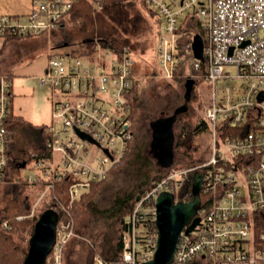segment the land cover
I'll return each mask as SVG.
<instances>
[{
  "label": "built area",
  "instance_id": "2783aa9c",
  "mask_svg": "<svg viewBox=\"0 0 264 264\" xmlns=\"http://www.w3.org/2000/svg\"><path fill=\"white\" fill-rule=\"evenodd\" d=\"M141 1L162 24L158 57L164 75L173 78L179 66L189 63L190 78L209 88L204 116L210 149L202 163L183 169L173 164L161 171V178L137 199L123 235L122 259L109 262L97 256L95 264L152 260L159 195L171 192L177 202L176 194L197 173L202 176L203 201L195 216L200 222L188 235L182 233L170 264H264V0ZM72 7L73 0H34L33 12L24 18L0 16V38L51 35ZM197 35L203 40L202 60L193 50ZM88 52L74 55L53 46L38 76L51 92L52 122L43 127L44 152L31 151L22 168L34 173L19 178L44 184L35 206L50 197L57 213L55 207L62 205L54 194L57 185H65L68 203H63L75 204L94 183L107 180L134 139L128 99L137 83L133 51L116 52L96 39ZM12 88L13 78L1 74L2 186L17 180L7 124L13 116ZM73 224L59 222L46 264H64L65 246L76 235Z\"/></svg>",
  "mask_w": 264,
  "mask_h": 264
},
{
  "label": "rangeland",
  "instance_id": "374dc122",
  "mask_svg": "<svg viewBox=\"0 0 264 264\" xmlns=\"http://www.w3.org/2000/svg\"><path fill=\"white\" fill-rule=\"evenodd\" d=\"M141 0H135V7L130 13V17L134 19L132 23H126L130 30L129 35L123 33L121 30L119 33L124 35L133 51V55L137 60L135 74L137 75L136 99L135 110L136 118L134 122V139L131 144V150L127 156L125 162L121 163L116 171H111L106 181L108 184H114L113 190L129 191L132 190L137 183V177L135 176L136 162L140 160L141 154L147 156L159 167L161 171L166 170V167L156 165L157 149L152 141L151 123L158 119L162 113L166 115H173L176 109L183 106L185 102V83L186 80L192 77L190 64H183L177 70L172 77L164 75V71L161 68L160 60L158 57V45L160 33L162 31V24L156 13L148 5H144ZM101 9V8H100ZM74 24L67 21L65 32L73 31ZM118 28L120 27L117 25ZM74 33V31H73ZM74 37L82 38L78 33L73 34ZM41 37L47 38L49 42V49L59 42L60 37L54 36V32L45 34ZM43 49L33 56L26 55V57H17L16 60H12L14 65L13 89L16 95L14 99V109L17 115L22 120L17 121L13 125L12 141L17 142L16 148L12 149L14 156H25L28 159V154L24 153L29 146H39L43 144V138L39 132L40 125H48L52 122V105L50 101L51 92L46 86H41L39 80L36 78L41 73V67L47 60V54H41L44 51L47 53V45H39ZM41 49V47H39ZM62 50L71 52L73 54H79L85 52L86 49L83 45H69L63 47ZM28 53V52H27ZM24 54H21L23 56ZM31 64L28 69L27 64ZM22 71V72H20ZM176 73V72H175ZM6 74V73H1ZM0 74V75H1ZM36 75V77H34ZM26 76H29L26 78ZM16 77V78H15ZM210 101L209 88L204 85L203 81H198L195 85L192 100L188 103L189 110L185 114L194 115L195 122L200 124L202 120L207 122L204 114ZM184 114V115H185ZM179 123V122H178ZM175 127V133H180L179 125ZM12 125V124H11ZM207 125V124H206ZM208 126V125H207ZM200 131L195 136L196 144L199 148L198 156H206L210 149V138L208 128ZM20 150V151H19ZM95 151V150H93ZM188 165V160L175 152L174 166L176 169H183ZM33 169L29 167L22 170L24 177L32 175ZM155 175V173L153 174ZM65 187V185H63ZM45 189V188H44ZM44 189L38 192L35 204L40 196L43 194ZM7 190L10 187L7 185L2 186V192L0 193V209L5 205L6 199L9 194ZM61 192H56L59 196L62 205L55 207L63 213H66L69 217V209L74 206L66 205L63 202L68 203V197L65 194V189H60ZM49 202L53 204L50 197L45 198L40 204L33 205L29 219H35L39 216L40 211L44 206L43 202ZM79 202V201H78ZM77 203V202H76ZM64 204V205H63ZM71 220V218H70ZM73 228L76 232L75 237H72L64 250V264H85L86 245L90 243V238L96 232H102L106 230V217L103 219L95 216L90 211L81 212V219L78 225L75 220ZM68 223L69 221H63ZM30 238L26 235V243L28 245Z\"/></svg>",
  "mask_w": 264,
  "mask_h": 264
},
{
  "label": "trees",
  "instance_id": "16d2710c",
  "mask_svg": "<svg viewBox=\"0 0 264 264\" xmlns=\"http://www.w3.org/2000/svg\"><path fill=\"white\" fill-rule=\"evenodd\" d=\"M134 7L135 0H73V7L67 19L63 20L62 26L54 32L55 37L58 35L60 37L56 47L62 49L69 45H83L86 51L74 55H84L88 50L91 53L97 39L102 41L104 46L116 52H122L126 47L132 51L127 38L121 35L119 31L121 30L123 33L129 35L130 30L124 22L132 23L134 21L129 13ZM69 20L75 25L74 33H79L82 37L78 39L79 41L74 37L73 31L65 32L66 24ZM117 25L120 27L118 28ZM20 38L19 36L8 35L4 39L10 41ZM177 72L174 77H176ZM128 99L131 106L130 117L135 122V87L130 92ZM195 117L189 114L182 115L178 123L180 133L177 136L175 152L188 160V166L205 161V156H198L199 148L196 144L195 136L200 131L205 130L207 125L204 120L200 124L196 123ZM20 120L22 119L19 116L14 117V115L8 120L7 124H10L8 127L10 128L11 138L13 125ZM38 129L43 138V144L29 146L23 150L24 153L28 154V159L25 156L22 157V155L21 157L14 156L12 153L13 160L19 162H13L12 175L17 180L15 184L7 185V187H10V190H7L9 196L6 199L5 205L0 209V264H24L29 250V243L27 245L25 241L26 235L31 239L41 215L47 210L54 209L48 201H44L42 203L44 207L40 211L39 216L35 219H29L28 216L35 204L38 192L44 189L45 185L29 184L24 179L19 178L22 176L21 162H30V152L35 151L40 155L44 152L46 142V137L43 133L44 128L39 127ZM132 142L129 145L125 160L130 153ZM16 144L17 142L12 141V149L16 148ZM125 160L123 161L125 162ZM121 163L114 166L112 171H116L122 165ZM154 173L155 175H153ZM160 174L161 170L159 167H156L149 157L141 154L140 160L136 162L135 176L137 177V183L132 190L126 192L120 189L113 190L115 185L108 184L106 180L94 183L89 191L82 196L81 200L69 209L70 217L66 213L59 212V222L71 221L73 219L76 225L80 222L82 210L90 211L101 219L106 217L108 220L106 221V230L94 233L90 238V243L86 245L85 264H95L97 256L109 262H117L122 259L123 235L128 229L129 219L133 213L137 199L154 182L161 178ZM192 187V178H189L182 190L176 194V201L186 202L192 200ZM63 188V183L57 185L54 194L56 195V192H61L60 189ZM1 192L2 185H0ZM58 193L57 196H59ZM5 224L7 225L6 228H4ZM262 224L264 225V222Z\"/></svg>",
  "mask_w": 264,
  "mask_h": 264
},
{
  "label": "water",
  "instance_id": "95a60500",
  "mask_svg": "<svg viewBox=\"0 0 264 264\" xmlns=\"http://www.w3.org/2000/svg\"><path fill=\"white\" fill-rule=\"evenodd\" d=\"M203 40L197 35L193 42L195 57L203 59ZM196 81L188 78L185 83V104L176 109L175 113L168 117L154 120L151 123L152 141L157 149V165L171 167L174 164V133L173 128L178 115L188 112V103L192 100ZM83 138H88L81 134ZM26 162L21 164L24 168ZM193 198L186 202H175V196L171 192H163L157 199V227L158 244L152 260L144 264H170L173 260L177 245L182 233L188 235L198 226L200 219L195 217L201 207L202 176L194 175ZM139 199V198H138ZM60 215L55 210L45 211L35 226L33 236L29 241L28 255L24 264H46L48 256L56 243L57 227Z\"/></svg>",
  "mask_w": 264,
  "mask_h": 264
},
{
  "label": "crops",
  "instance_id": "0c3cea01",
  "mask_svg": "<svg viewBox=\"0 0 264 264\" xmlns=\"http://www.w3.org/2000/svg\"><path fill=\"white\" fill-rule=\"evenodd\" d=\"M33 10H34V0H0V16L8 15V16H17L24 18L27 15L31 14ZM48 44L49 42L47 38L41 36L24 37L10 41H6L4 38H0V74L6 73L7 75L14 78V76L16 75L14 74V69H13L14 65L13 63H11V61L16 60L17 57L22 58V57H26V55L33 56L34 53L37 54L38 51L40 52L43 49V47L39 45H47L49 49ZM39 47H41V49ZM49 50L47 51V53L44 51L41 54H45V55L47 54L46 56H48ZM21 54L24 55L21 56ZM45 61L46 62L40 68L41 73L43 72L44 67L47 63L46 58ZM31 64L32 63L27 64L26 67L30 69ZM28 77L29 76H26V78ZM34 77H36V75ZM36 78L38 79V77ZM12 90H13V98L15 99L16 95L14 94V89L12 88ZM14 99H13V115L14 117H17L19 115L16 114L14 109ZM20 117L23 116L20 115ZM44 126L45 125H40L39 127H44Z\"/></svg>",
  "mask_w": 264,
  "mask_h": 264
},
{
  "label": "flooded vegetation",
  "instance_id": "af4514ba",
  "mask_svg": "<svg viewBox=\"0 0 264 264\" xmlns=\"http://www.w3.org/2000/svg\"><path fill=\"white\" fill-rule=\"evenodd\" d=\"M181 107V106H180ZM179 108V107H178ZM175 113V112H174ZM184 115V114H183ZM168 116H171V115H166L165 113H162V115L158 118V119H160V118H163V117H168ZM180 116H182V115H178V117H177V121H176V123H175V125H174V128H173V133H174V138H175V140H174V143H173V145H174V152H175V144H176V140H177V136H178V134H177V136H176V133H175V127H176V125H177V123L179 122V119H180ZM158 119H156V120H158ZM152 131V130H151ZM157 161V160H156ZM157 163V162H156ZM157 165V164H156ZM201 204H202V201H203V197H202V191H201ZM198 213V212H197Z\"/></svg>",
  "mask_w": 264,
  "mask_h": 264
}]
</instances>
